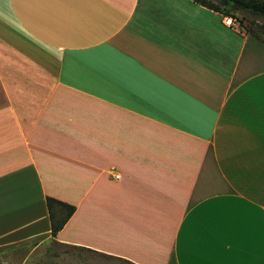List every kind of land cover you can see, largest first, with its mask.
<instances>
[{"label": "crops", "instance_id": "crops-1", "mask_svg": "<svg viewBox=\"0 0 264 264\" xmlns=\"http://www.w3.org/2000/svg\"><path fill=\"white\" fill-rule=\"evenodd\" d=\"M225 16L0 0V264H264V41Z\"/></svg>", "mask_w": 264, "mask_h": 264}, {"label": "rangeland", "instance_id": "rangeland-1", "mask_svg": "<svg viewBox=\"0 0 264 264\" xmlns=\"http://www.w3.org/2000/svg\"><path fill=\"white\" fill-rule=\"evenodd\" d=\"M218 3L219 0H210ZM229 13L237 17L240 27L252 30L264 39V17L247 10L234 9L229 6ZM28 264H132L92 250L72 246L49 243L40 252L30 258Z\"/></svg>", "mask_w": 264, "mask_h": 264}, {"label": "trees", "instance_id": "trees-1", "mask_svg": "<svg viewBox=\"0 0 264 264\" xmlns=\"http://www.w3.org/2000/svg\"><path fill=\"white\" fill-rule=\"evenodd\" d=\"M195 1L210 9L223 12L227 15H231L229 13L230 11L229 6H231L236 10L243 9L251 13H254L256 15H260L264 17V0H219L218 3H215L210 0H195ZM248 32H250L251 34L255 35L256 37L264 41V39L258 36L254 31L248 30ZM47 203L49 209L51 210V214L55 205H61L67 209L66 213L59 222L55 223L54 221H52V233L55 234L64 225V223L70 217V215L73 213L75 207L65 202L54 199L52 197L47 198Z\"/></svg>", "mask_w": 264, "mask_h": 264}, {"label": "built area", "instance_id": "built-area-1", "mask_svg": "<svg viewBox=\"0 0 264 264\" xmlns=\"http://www.w3.org/2000/svg\"><path fill=\"white\" fill-rule=\"evenodd\" d=\"M224 23L229 25V26L239 24L237 17L232 16V15L225 16L224 17Z\"/></svg>", "mask_w": 264, "mask_h": 264}]
</instances>
